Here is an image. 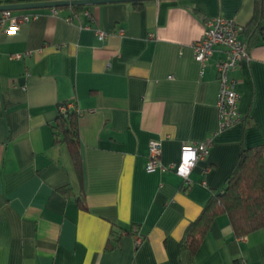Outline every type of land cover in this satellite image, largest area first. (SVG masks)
Instances as JSON below:
<instances>
[{
  "label": "crops",
  "instance_id": "1",
  "mask_svg": "<svg viewBox=\"0 0 264 264\" xmlns=\"http://www.w3.org/2000/svg\"><path fill=\"white\" fill-rule=\"evenodd\" d=\"M30 1L41 0L0 4ZM255 3L17 9L12 15L35 17L13 33L0 11V264H264V228L237 236L227 214L195 252L180 249L241 149L264 143V37L231 73L242 119L223 130L217 62L225 47L204 68L194 56L213 16L234 19L248 41ZM61 102L80 112V168L68 143L55 139ZM207 137L210 153L190 184L173 170L146 169L152 140L169 165L184 144Z\"/></svg>",
  "mask_w": 264,
  "mask_h": 264
},
{
  "label": "trees",
  "instance_id": "2",
  "mask_svg": "<svg viewBox=\"0 0 264 264\" xmlns=\"http://www.w3.org/2000/svg\"><path fill=\"white\" fill-rule=\"evenodd\" d=\"M245 32L249 35V45L264 37V0H256L254 14L245 26ZM67 103L59 104V113L54 124L55 139L68 143L73 160L80 168V112L74 108L62 111L61 105ZM222 214L229 216L237 236L264 228V143L241 149L225 180L224 188L212 194L200 214L188 225L180 242L181 251L195 252L214 219Z\"/></svg>",
  "mask_w": 264,
  "mask_h": 264
},
{
  "label": "built area",
  "instance_id": "3",
  "mask_svg": "<svg viewBox=\"0 0 264 264\" xmlns=\"http://www.w3.org/2000/svg\"><path fill=\"white\" fill-rule=\"evenodd\" d=\"M34 17V15L14 16L11 11L7 10L3 12L1 21L3 23L8 20L9 23L5 30L8 33H13L24 22ZM242 30L243 27L232 18L222 15L213 16L205 20L203 35L194 43V56L202 68L206 66L216 46L221 45L225 47V57L217 62L220 82L217 102L220 130L226 129L242 119L239 109L240 95L235 88L236 80L231 77V73L235 71L240 61L249 56V43L241 37ZM97 34L99 39H104L106 36V32L100 28L97 29ZM15 56L19 58L22 57V54H16ZM66 108H74L79 112V109L71 102L63 104L60 107L62 111H65ZM211 146L212 137H207L201 142L184 144L181 147L180 160L176 163L165 165L161 160V142L159 140H152L149 144L146 169L148 171H154L158 168L173 170L188 185L191 183L190 174L195 164L209 155Z\"/></svg>",
  "mask_w": 264,
  "mask_h": 264
},
{
  "label": "water",
  "instance_id": "4",
  "mask_svg": "<svg viewBox=\"0 0 264 264\" xmlns=\"http://www.w3.org/2000/svg\"><path fill=\"white\" fill-rule=\"evenodd\" d=\"M122 1H144V0H41L20 3H6L0 4V11H11L17 9H30L40 7H59L68 5H93L109 2H122Z\"/></svg>",
  "mask_w": 264,
  "mask_h": 264
}]
</instances>
